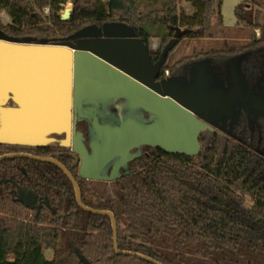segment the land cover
Instances as JSON below:
<instances>
[{
    "label": "trees",
    "instance_id": "16d2710c",
    "mask_svg": "<svg viewBox=\"0 0 264 264\" xmlns=\"http://www.w3.org/2000/svg\"><path fill=\"white\" fill-rule=\"evenodd\" d=\"M68 0H14L20 24L0 29L10 36L50 41L63 39L90 25L119 22L147 43L159 38V55L177 30L179 39H202L222 27L224 0H185L194 12L179 9L178 0H72L71 18L58 14ZM260 0H245L235 9L238 22L261 28L246 46L196 51L164 69L175 71L187 59L208 54L229 57L264 47V24L247 20L246 10ZM51 8L50 22L35 13ZM144 7L146 10L144 11ZM0 5V13L4 9ZM216 19L214 23L213 20ZM200 153H168L147 146L131 169L117 177L116 200L97 196L91 181L80 178L69 148L0 143V155L30 153L54 157L77 179L85 205L111 210L117 219L120 250L150 256L163 264H264V155L248 142L203 131ZM257 142V141H255ZM0 264H154L114 249L110 217L79 207L70 178L56 164L26 157L0 160ZM18 186L42 199L28 219L18 200ZM247 198L252 200L248 206ZM52 251L47 258L45 251Z\"/></svg>",
    "mask_w": 264,
    "mask_h": 264
},
{
    "label": "water",
    "instance_id": "95a60500",
    "mask_svg": "<svg viewBox=\"0 0 264 264\" xmlns=\"http://www.w3.org/2000/svg\"><path fill=\"white\" fill-rule=\"evenodd\" d=\"M61 5L66 6L65 3ZM72 12L73 9L66 7L61 18L70 19ZM183 35L184 31L177 30L174 38L163 48L158 61L154 62L149 43L124 23L90 25L67 38L54 41L47 38L14 37L0 29V128L7 110L22 111L31 120L43 115L51 116L52 119L47 121L40 137L12 138L0 135V143L31 147L56 143L73 152L74 166L79 167L80 178L114 181L122 175L119 174V168L135 157L130 152L133 146L140 149L141 146L149 145L168 153L196 156L202 149L200 133L217 119L234 117L237 105L264 117V93L248 88L238 64L245 53L234 55L229 60L227 86L220 82L217 87L210 79L204 63L196 67L191 81L176 77L160 79L169 52L177 46ZM13 50H39L45 54L47 62L48 56L53 58L54 54L61 59V124L57 125L53 121V105L45 107L42 104L44 100L47 102L51 94L48 81L45 90L29 91V98L24 101L18 88L9 85L5 58ZM10 94L18 96L17 107H12L14 98ZM97 99L105 102L104 104L107 102L106 105L109 102L125 101L132 109L141 111L138 117H143V121L131 118L132 115L128 113L127 119L122 123L101 124L95 117L96 114L91 116L93 107L89 105V101ZM79 124H85V128L79 130ZM55 136L63 138L57 139ZM85 141L89 143L91 153ZM17 157L58 165L73 183L79 207L110 217L113 244L117 253L136 255L154 264H163L150 256L119 249L115 214L111 210L85 205L77 179L61 161L25 152L0 155V160ZM113 162L115 166L112 176L103 175L101 169ZM5 181L7 180H0V183ZM18 200L31 210H39L41 206L39 195L21 186H18ZM76 252L83 262L90 264L80 251Z\"/></svg>",
    "mask_w": 264,
    "mask_h": 264
},
{
    "label": "rangeland",
    "instance_id": "374dc122",
    "mask_svg": "<svg viewBox=\"0 0 264 264\" xmlns=\"http://www.w3.org/2000/svg\"><path fill=\"white\" fill-rule=\"evenodd\" d=\"M12 1L14 0H0V5L5 8L1 11L0 17L5 24L8 23H16L20 24L23 17L22 11L16 6L12 5ZM245 0H224L222 4V15H223V25L222 27L216 28L211 31L208 37L202 39H183L181 40L177 46H175L174 50L170 52L167 62V65H173L180 57L185 56L187 54H194L196 51H208L212 49H222L227 47H241L246 46L248 42L251 40L252 35L254 33L256 38L262 36L261 28H253L249 25H243L238 22V18L235 13V9L237 6L244 3ZM259 5H251L247 7L246 17L247 20L253 25L256 21L264 24V0H260ZM66 6L61 5V9L58 10V14L61 16L66 7L71 9L74 8V4L72 0H68ZM177 4L179 9L184 10L187 14H192L194 12L193 6L185 1L178 0ZM144 11L146 8L144 7ZM40 15L44 20H50V8L49 6H45L43 8H36L35 14ZM216 22V19L213 20ZM259 31V34L257 33ZM151 46L153 44L154 47H158L160 43L159 38H152ZM253 60L256 62L259 60V57H253ZM89 105L93 108H96L95 117L101 124H111V123H122L127 119L128 113L132 115L131 118L136 120L143 121V117H138L141 114L139 109H135L128 105L125 101H121L120 103H112L102 102L100 100H91L89 101ZM149 117V116H147ZM203 147V145H202ZM128 166H122L119 170V174H123L128 171ZM95 191L97 192V196H105L109 197L113 200H116V185L114 181H99L92 180L91 181ZM252 200L247 198V205H252ZM33 210H29L27 217L28 219H32ZM47 254H51L49 250H46Z\"/></svg>",
    "mask_w": 264,
    "mask_h": 264
},
{
    "label": "flooded vegetation",
    "instance_id": "af4514ba",
    "mask_svg": "<svg viewBox=\"0 0 264 264\" xmlns=\"http://www.w3.org/2000/svg\"><path fill=\"white\" fill-rule=\"evenodd\" d=\"M49 22L50 20L48 21V23ZM149 45H150L151 57L153 61L156 62L158 61L160 54L163 50L162 48L159 55L155 54V51L161 48V42L159 43L158 47H154L153 44L151 46V41H149ZM173 50L174 49H172L171 51ZM242 53H245V55L239 60L238 64L241 73L243 74V76L247 81L248 88L255 91H262L264 93V47L258 49H249ZM189 55L191 54H187L185 56H189ZM185 56L180 57L177 61H179ZM233 56L222 57L218 54H208L205 56H201L199 58L194 57L191 59H187L185 62L179 64L175 71L162 68L160 79H171L176 77L183 81H191L193 78V74L195 73L196 67L200 63H204L205 65L204 67H206V70L210 75V79L214 81V84H216L218 87L219 83L222 82L223 85L227 86V72H228L227 66L229 60ZM253 57H259V60L256 62L255 60H253ZM9 96L13 98V94H10ZM96 111H97L96 108H92L91 111L92 117H94ZM236 113L237 114L234 117L231 116L224 120L217 119L213 121L212 123L208 124V126L203 131L215 132L231 139L248 142L249 144L254 146L260 153L264 155V117L262 115H256L254 112L247 111V109L244 106H239V105L236 106ZM84 128H85V124L78 125L79 130H83ZM202 132L200 133V136ZM200 136H199V140H200ZM85 143L87 149L91 153V147L89 143L86 141ZM147 146L149 145L141 146L140 149L137 148L138 146H133L130 148V152L134 154L135 157L143 155L145 148ZM71 155L73 156V152L71 153ZM132 160H130V162L127 164L129 168L128 171L131 169L130 163ZM74 163H75V159L73 161L72 166H74ZM114 166H115V162L107 163L104 166L105 168L103 167L101 169L102 174L106 176H112ZM78 170L79 167L77 166V173ZM99 181H103V180H99ZM41 203H42V199H41Z\"/></svg>",
    "mask_w": 264,
    "mask_h": 264
},
{
    "label": "crops",
    "instance_id": "0c3cea01",
    "mask_svg": "<svg viewBox=\"0 0 264 264\" xmlns=\"http://www.w3.org/2000/svg\"><path fill=\"white\" fill-rule=\"evenodd\" d=\"M46 59L45 54L39 52V50L10 51L5 58L7 78L9 85L18 88L23 101L25 98H29L27 96L29 91L36 92L40 89L45 90L48 81L51 85V94L47 102L44 100L42 104L45 107L46 105H53V121L59 125L63 119L61 59L56 54H54L53 58L51 55L48 56V62ZM36 97L39 100L38 94ZM13 98L14 103L12 107H17L18 96L14 95ZM70 100H72V92L70 93ZM50 120H52L51 116L46 115L31 120L22 111L7 110L0 128V135L12 138L18 136L40 137L42 129L46 126L47 121ZM55 138L61 139L63 137L55 136ZM50 146H58V144L53 143ZM49 252H51L49 255L45 252L47 258L52 257V251L49 250Z\"/></svg>",
    "mask_w": 264,
    "mask_h": 264
},
{
    "label": "built area",
    "instance_id": "2783aa9c",
    "mask_svg": "<svg viewBox=\"0 0 264 264\" xmlns=\"http://www.w3.org/2000/svg\"><path fill=\"white\" fill-rule=\"evenodd\" d=\"M257 33L259 34V31L257 30Z\"/></svg>",
    "mask_w": 264,
    "mask_h": 264
}]
</instances>
